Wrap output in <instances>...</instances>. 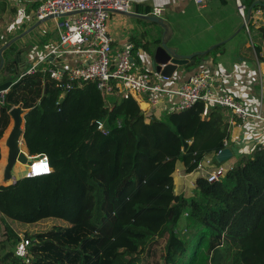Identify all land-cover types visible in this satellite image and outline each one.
<instances>
[{
	"label": "trees",
	"instance_id": "16d2710c",
	"mask_svg": "<svg viewBox=\"0 0 264 264\" xmlns=\"http://www.w3.org/2000/svg\"><path fill=\"white\" fill-rule=\"evenodd\" d=\"M257 1L242 0L247 12ZM6 10L7 0H0V14ZM252 24L253 14L249 34L264 63V26ZM12 38L0 33V49ZM17 52L16 44L4 52L3 81L14 85L1 108L0 139L11 109L21 106L24 147L30 156L47 155L52 172L0 186V213L26 225L68 224L26 234L30 264H264V146L239 156L219 182L198 178L195 196L175 194L180 164L192 173L204 156L225 149L231 136L226 109L199 102L147 123L136 100L107 97L95 82L67 90L69 81L59 85L43 68L21 73ZM97 122L105 123L107 135ZM14 237L0 244V264H20L15 246L8 247Z\"/></svg>",
	"mask_w": 264,
	"mask_h": 264
},
{
	"label": "built area",
	"instance_id": "2783aa9c",
	"mask_svg": "<svg viewBox=\"0 0 264 264\" xmlns=\"http://www.w3.org/2000/svg\"><path fill=\"white\" fill-rule=\"evenodd\" d=\"M236 1L238 12L249 31L247 7L242 0ZM194 2L202 7L207 4L206 0H194ZM162 12L161 9L156 8L152 15L161 16ZM114 13H134L132 0H43L41 2L28 17L27 22H38L51 16L65 15L63 24L59 28V46L85 53L88 58L86 64L77 67L61 66L46 69L53 80L59 85L69 81L67 90L72 88V83L92 81L107 97L119 93L125 99L133 98L139 106L146 105L145 109L140 108L146 116L147 123L155 117L183 112L203 102L207 109L219 107L230 111L239 126L246 124L261 126L260 122L264 120L261 113L256 114L249 110L240 98L226 89L221 68H201L187 81L175 86L168 83L173 77L167 78L150 71L140 62L141 53L136 52L133 43L127 42L120 49H114L113 40L109 35L110 19ZM252 14L254 17L263 16L264 9H255ZM52 53H55V50H52ZM9 91L0 93L1 106H5ZM97 127L102 134L109 133L104 122H97ZM28 156L33 161L26 167L23 177L35 178L52 172L47 155L30 156L28 153ZM225 163L218 164L215 157L206 155L194 172L188 173L185 170V173H182V170L177 168L173 176L174 179L175 176L187 178L195 173L198 178H205L208 182L215 183L221 181L233 166L224 165ZM45 165L47 170L44 169ZM197 180L190 181L195 193ZM30 244V240L26 237H20L15 242V255L19 258L20 264H30Z\"/></svg>",
	"mask_w": 264,
	"mask_h": 264
},
{
	"label": "crops",
	"instance_id": "0c3cea01",
	"mask_svg": "<svg viewBox=\"0 0 264 264\" xmlns=\"http://www.w3.org/2000/svg\"><path fill=\"white\" fill-rule=\"evenodd\" d=\"M10 4L12 2L26 1V0H7ZM29 2L37 3L42 2L43 0H28ZM207 4L202 7L197 5L194 0H132L133 11L134 14L138 15H152L154 9H161L162 15L158 16L164 22L163 26H167L168 19V10L180 12H186L188 8L195 4L199 11L204 12V16L202 17L205 21L216 17L219 20L223 18L222 15L230 18L231 24V34H235L239 29L238 33L242 31L243 19L241 18L236 0H206ZM257 2H261L264 4V0H260ZM34 5V4H33ZM32 7L29 4H26V13L32 15L34 12ZM214 6L212 11L211 7ZM259 8H263L260 6ZM19 10V9H18ZM149 10L150 13H139L146 12ZM31 11V13H30ZM254 11V10H253ZM22 13V12H21ZM29 15V16H30ZM202 15V14H201ZM22 16V15H21ZM7 18L8 14L1 13L0 14V33L2 39H8V36H12L14 38L21 36L24 32H26L29 28H31L36 22H25L27 25L20 31H16L15 33H11V31H6L1 28V21L3 18ZM28 20V16L26 15ZM10 19H13L10 16ZM24 19V18H22ZM133 19H141L135 16L123 14V13H114L111 16L110 24H109V35L113 40L114 49H120L124 43L131 42L135 46L136 52L141 53L140 62L146 66V68L150 71L151 69V58L152 55H148L147 53L142 51V47L137 45L132 37L125 36V30L128 26V23ZM254 19V15H253ZM256 19V18H255ZM24 21V20H23ZM22 21V22H23ZM64 18L53 19L44 24H42L39 28H37L32 33L26 35L20 40L16 41L14 44L17 45L18 52L15 55V62L18 64V68L21 72L26 71L30 66H33L34 70L43 68L44 70L50 68L57 67H77L80 65H84L88 62V58L85 53H78L74 50H67L59 46V28L63 24ZM24 24V23H23ZM10 29V28H9ZM11 39V40H12ZM11 40L9 42H11ZM223 37H219L214 41L210 50L206 51L208 53L203 54L202 58H200V65L194 71H188L186 73L178 75V70L175 72L172 80L168 83L171 85H179L189 79V77L197 72L201 68L212 69L214 67H219L222 69V79L224 81V85L227 90L233 92V94L240 98L249 110L252 112L259 114L261 113L262 118L264 119V63L259 62L257 54L254 50L253 41L249 42L246 45V49L252 50V53L249 56H243L240 52L239 48L235 46V49L224 48V56H222L221 51L218 49L215 50L217 46L221 47L225 45ZM224 41V43H223ZM7 42V43H9ZM162 42H159L157 46L161 45ZM6 45V44H5ZM13 45V44H12ZM11 45V46H12ZM4 46V45H3ZM2 46V47H3ZM10 46V47H11ZM156 46V47H157ZM9 47V48H10ZM225 47V46H224ZM8 48V49H9ZM173 48V47H172ZM174 49V48H173ZM1 50V49H0ZM52 50H55V53H52ZM213 51H216L215 56H209ZM203 53L202 51H199ZM188 55V54H187ZM191 55V54H190ZM223 58V59H222ZM197 62V61H195ZM222 62H229L228 64H224ZM190 74H187L189 73ZM6 82V81H5ZM3 81V75L0 71V84L5 83ZM115 97H111L108 99V103L112 106L111 102L114 101ZM142 109L146 108V105L143 104L140 106ZM0 105V115H1ZM226 114L230 117V139L227 141V148H230L233 151V158L227 161L224 165H234L237 162L239 156L252 154L253 151L260 145H264V120L260 122V127H256L252 124L245 126H239L236 118L232 115V113L226 110ZM11 131V130H10ZM10 133V132H9ZM9 135V134H8ZM5 138V141L8 137ZM4 136V135H3ZM3 138V137H2ZM2 160V159H1ZM216 160V156H215ZM4 168L2 166V161H0V179H4ZM177 168L182 170V173H185V166L180 164ZM19 179V178H17ZM198 176L193 173L190 174L187 178L184 177H176L174 179L175 183V194L182 195L186 198L193 197L195 191L190 186V181L197 180ZM5 181V180H4ZM12 183H9L10 185ZM0 186H7L2 185ZM195 196V195H194ZM5 222L10 225L11 231L13 233L19 235V232H27L31 226L34 225H14L13 222H9L5 220L3 215L0 213V224ZM2 241V239L0 240Z\"/></svg>",
	"mask_w": 264,
	"mask_h": 264
},
{
	"label": "rangeland",
	"instance_id": "374dc122",
	"mask_svg": "<svg viewBox=\"0 0 264 264\" xmlns=\"http://www.w3.org/2000/svg\"><path fill=\"white\" fill-rule=\"evenodd\" d=\"M26 4L30 7H32L33 2L21 1L18 2H12V4L7 1V10L6 13L8 14L7 18H3L1 21V28L3 30L11 31V33H15L16 31H20L23 28H25L27 25V17H29L30 14H27L26 11ZM19 9V10H18ZM214 9V6L211 7V9L207 11H212ZM22 12V13H21ZM31 13V12H30ZM202 14V15H201ZM204 12L199 11L198 7L195 4H192L186 12H180V10L177 11H171L168 10V19H167V26H162L158 23L150 22L144 19H133L128 23V26L125 30V36L132 37L137 45L142 47V51L147 53L148 55H153L155 53V48L159 42H165L170 48H174L178 54L181 55H190L194 53H201L199 51H208L212 47H214L213 43L215 40H217L219 37H223L226 43L225 45H222L218 51H221L222 56H224V51H222L224 48L235 49V46L239 48L240 52L243 56H249L252 53V50L246 49V45L251 42V38L248 29L243 28L241 32L238 33L239 29L235 34H231V24H230V18H227L226 16L222 15L223 18L219 20L216 17L210 18L208 20H204L202 17L204 16ZM22 15V16H21ZM10 16L13 19H10ZM24 18V19H22ZM256 18V19H255ZM24 20V21H23ZM23 21V22H22ZM24 23V24H23ZM244 24V20H243ZM242 24V26H243ZM253 26L256 28L264 26V15L255 16L253 19ZM10 28V29H9ZM254 37V36H253ZM255 39V37L253 38ZM252 39V40H253ZM223 41V43H224ZM7 44V43H6ZM225 46V47H224ZM222 49V50H221ZM217 51V50H216ZM216 51H213L209 56H215ZM217 51V52H218ZM223 59V58H222ZM194 63H191L187 66L180 67L178 69V75L186 73L188 71H194L197 69V67L200 65L201 62L200 58L196 57ZM224 64H228L229 62H222ZM34 69V68H33ZM48 69V67H47ZM28 70V69H27ZM25 71L26 73H32ZM187 73V74H190ZM24 74V72H21ZM13 126V121L10 119V125L8 129L5 131L4 136L2 139H0V154L2 161V166L6 165L7 162V156H8V148L6 146L5 138L9 134L11 128ZM27 166L17 164L13 171V176L16 178H21L24 176V172L26 171ZM0 183L2 185H8L9 182H5L3 178L0 179ZM8 220V219H6ZM13 224L21 225V226H27L26 224L17 222V221H11ZM188 224V219H184V222L181 223V227L184 229ZM68 227V224L60 221V220H45L43 222H40L34 226H31L30 229L26 232H19L20 234L17 235L11 231V227L9 224L2 222L0 224V244L2 242L9 239V236L11 234L16 235L18 237H14L12 239V242L8 244V247L12 245V249H14L15 242L20 237H25L26 234H35V233H44L48 232L56 227ZM185 231V230H184ZM205 247L201 248V251L198 256V261L200 262L205 254ZM67 264H74L71 260L66 262Z\"/></svg>",
	"mask_w": 264,
	"mask_h": 264
},
{
	"label": "water",
	"instance_id": "95a60500",
	"mask_svg": "<svg viewBox=\"0 0 264 264\" xmlns=\"http://www.w3.org/2000/svg\"><path fill=\"white\" fill-rule=\"evenodd\" d=\"M261 5L264 7V4L261 2H256L252 5V7L248 11V20L252 14L253 9L257 6ZM131 16H135L150 22L158 23L160 25H164L162 19L158 16L154 15H138V14H127ZM66 17L65 15L59 16H51L44 20L36 22L31 28H29L26 32H24L21 36H18L11 40V42L4 45L0 50V71L3 69L5 64L4 52L16 41L20 40L21 38L25 37L26 35L32 33L37 28H39L42 24L53 20V19H60ZM246 24H243V28H245ZM208 52L203 53H194L191 55H181L178 54L177 51L173 48H170L167 43L162 42L161 45L155 48V53L152 55L151 58V69L156 72L157 74H161L164 77L172 78L175 72L180 68L187 66L191 63L195 62V58L206 54ZM33 70V66L28 68V72ZM14 83L12 81L5 82L0 84V93L10 90L13 87ZM10 117L13 121V126L11 131L6 139V146L8 148V156L7 162L4 168V180L5 182H11L15 184L18 179L13 176L14 168L17 164H21L24 166H28L32 163L33 159L28 156V152L24 147V143L21 144L23 141L24 133H25V116L27 111L23 109L21 106L14 107L10 111ZM190 144L186 141L183 142V151L186 152L189 149ZM233 158V151L230 148L223 149L217 156L216 162L218 164H223L230 159Z\"/></svg>",
	"mask_w": 264,
	"mask_h": 264
},
{
	"label": "snow or ice",
	"instance_id": "6c2138e0",
	"mask_svg": "<svg viewBox=\"0 0 264 264\" xmlns=\"http://www.w3.org/2000/svg\"><path fill=\"white\" fill-rule=\"evenodd\" d=\"M44 169L47 170V166L46 165L44 166Z\"/></svg>",
	"mask_w": 264,
	"mask_h": 264
}]
</instances>
